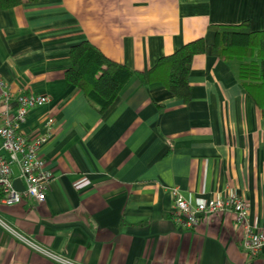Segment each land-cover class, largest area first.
Instances as JSON below:
<instances>
[{
	"label": "crops",
	"instance_id": "0c3cea01",
	"mask_svg": "<svg viewBox=\"0 0 264 264\" xmlns=\"http://www.w3.org/2000/svg\"><path fill=\"white\" fill-rule=\"evenodd\" d=\"M264 29V0H35L0 10V112L19 92L42 94L19 131L52 137L38 154L50 173L44 201L0 204V220L35 246L76 264H264L241 247L230 211L172 222L171 190L194 205L235 194L247 222L264 230V110L236 79V62L194 55L186 101L157 64L211 24ZM80 40L133 71L103 112L64 80ZM7 91L5 102L1 92ZM7 104H4V103ZM15 179L17 172L14 170ZM0 264H58L0 226Z\"/></svg>",
	"mask_w": 264,
	"mask_h": 264
},
{
	"label": "trees",
	"instance_id": "16d2710c",
	"mask_svg": "<svg viewBox=\"0 0 264 264\" xmlns=\"http://www.w3.org/2000/svg\"><path fill=\"white\" fill-rule=\"evenodd\" d=\"M35 0H0V10L33 3ZM212 43L207 46L202 37L183 43L169 55L158 59L166 69L165 87L177 99L186 101L189 95L187 75L191 60L197 54H211L219 60L236 62V79L254 103L264 110V29L251 30L247 21L237 24H211ZM69 66L63 77L79 88L88 103L103 113L132 76L141 84L149 80V71H133L105 57L100 50L80 40L68 49Z\"/></svg>",
	"mask_w": 264,
	"mask_h": 264
},
{
	"label": "built area",
	"instance_id": "2783aa9c",
	"mask_svg": "<svg viewBox=\"0 0 264 264\" xmlns=\"http://www.w3.org/2000/svg\"><path fill=\"white\" fill-rule=\"evenodd\" d=\"M1 98L5 102L9 98V93L2 91ZM47 101L46 95L19 92L13 99V113L8 114L7 106L0 112L1 205H16L26 199L40 203L45 199L51 175L46 170L45 161L38 154V150L52 137L53 119L51 117L45 118L41 123L40 131L33 134L19 131V126L24 122L26 113L30 108L45 104ZM14 170L17 172V179L22 184V190L13 186ZM171 208L172 222L182 228L193 227L201 215L230 211L233 213L234 219L243 226L241 247L246 255L254 257L260 252H264V230H257L247 222V205L241 197L235 194L208 198L190 205L176 189H173L171 190ZM0 226L22 243L42 252L56 263L76 264L38 248L32 241L9 228L1 220Z\"/></svg>",
	"mask_w": 264,
	"mask_h": 264
},
{
	"label": "water",
	"instance_id": "95a60500",
	"mask_svg": "<svg viewBox=\"0 0 264 264\" xmlns=\"http://www.w3.org/2000/svg\"><path fill=\"white\" fill-rule=\"evenodd\" d=\"M13 186L18 190H22V184L19 179L13 180Z\"/></svg>",
	"mask_w": 264,
	"mask_h": 264
}]
</instances>
